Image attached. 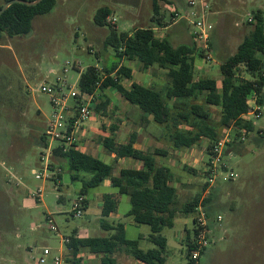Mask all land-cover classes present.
<instances>
[{"label":"rangeland","instance_id":"1","mask_svg":"<svg viewBox=\"0 0 264 264\" xmlns=\"http://www.w3.org/2000/svg\"><path fill=\"white\" fill-rule=\"evenodd\" d=\"M152 1L57 0L51 13L33 20L29 35L13 38L4 35L0 40V264H52L53 257H66L68 249L63 238L72 236L78 229L82 231L83 237L88 238L109 237L113 234L101 229L100 215L97 212L96 195L117 194V189L107 187V181L98 188L89 189L88 213L82 218H75L72 215L73 202L79 196L82 181L88 176L78 174V179L74 180V173L65 168V161L51 155L47 177L43 180L35 178L33 172H39L44 167L41 154L50 153L59 145L49 140L44 145L43 137L46 125L52 119L53 108L51 97L41 92L40 88L44 85L59 87L64 95H70L72 91H78L80 75L88 67L94 66L102 70L116 60L113 48L105 45L109 29L94 24V15L98 9H110L111 17L116 19L113 26L118 32H131L137 28H152L156 25L152 21ZM183 1L187 5L189 0ZM206 1L210 6L206 18L213 24L211 36L215 37L210 38L208 51L197 44L199 49L204 50V58L197 60L195 77L214 78L220 86V65L236 52L244 35L251 30L249 19L258 11L264 13V0ZM2 5L4 0H0V6ZM165 14L166 19L156 32L158 36L164 33L162 27L175 21L167 12ZM193 20L191 17L179 22L184 21L193 33L197 30ZM236 23L240 26L236 27ZM208 52L211 59L206 57ZM124 65L130 67L138 76L141 66L139 62L124 61ZM158 70L152 68L148 74L156 77L157 88H161L167 84L168 78L165 74L161 79ZM241 70V80L252 79L244 72V68ZM146 71L144 69V74ZM139 74H143L142 70H139ZM134 80L137 81V78ZM124 85L129 87L130 81H125ZM105 96L109 100L106 109L99 113L92 110L93 115L82 127L87 130L96 125L93 133L84 141L93 148L92 152L97 154L95 156L112 165L114 175L120 169L136 168V161L129 163L130 159H120L119 162L112 158L100 141L111 135L114 125L118 126V130L113 133L118 143L127 142L129 135L141 127L144 135L139 136L137 142L143 150L161 148L172 153L173 160L176 161L173 184L178 187V207L191 200L198 192L203 195L207 188L203 164L209 160L207 146L210 140L203 138L190 149L173 150L166 136L167 130L152 123V119L149 123L143 122L141 112L114 90H106ZM250 100L249 108L252 105ZM192 103L205 106L209 113L207 123L217 130L220 138L227 132L234 137V129L221 126L222 115L219 107L206 105L202 97L186 104ZM68 105L74 106L75 99L69 98ZM171 105L175 114L187 106L176 102ZM249 118L254 124V132L247 134L243 142L237 140L232 148L234 153L225 157V161L238 177L234 181L219 182L211 188V193L206 198L207 200L213 193L209 204H206L207 211L209 213L210 209L213 213H219L224 223L232 216L231 203L234 202L235 208L241 210L247 198H252L253 203L247 206L251 212L264 218V109L260 117L251 115ZM124 120L132 124L125 125L127 123L123 124ZM156 159L159 165H167V158ZM40 189L41 193L38 192ZM120 198L121 203L117 210L119 219L109 220L125 223L127 238L137 239L139 229L132 227V217L127 216L131 204L127 196ZM48 216H52L58 232L50 230ZM181 216L188 219L186 228H166L162 233L170 240L169 256L174 264L188 262L186 242L181 243L179 238L174 243L176 231L185 233L187 229L189 237L194 238L195 224L192 216L195 217V214ZM139 228L141 234L150 233L147 225H139ZM218 237L212 235L209 249L213 250L218 244H222L217 243ZM44 248L51 250V255L47 258L42 254ZM200 264H234V260L231 255H227L211 262L204 256Z\"/></svg>","mask_w":264,"mask_h":264},{"label":"trees","instance_id":"2","mask_svg":"<svg viewBox=\"0 0 264 264\" xmlns=\"http://www.w3.org/2000/svg\"><path fill=\"white\" fill-rule=\"evenodd\" d=\"M8 1L10 0H4V3ZM56 3L57 0H43L33 7L23 4L11 5L0 16V40L4 35L10 38L29 35L32 32L33 20L51 13ZM153 10L152 21L162 26L156 1L153 3ZM109 17L110 9L100 8L94 15V24L109 29L105 45L113 48L116 60L102 70L94 66L88 67L81 73L78 81L80 92L96 94L93 110L99 113L106 109L109 100L105 96V91L112 89L141 112L143 122L149 123L152 119V123L167 130L166 136L173 150L190 149L203 138H207L210 140L207 146L209 151L213 143L220 139L217 130L207 123L209 113L205 106L198 103L186 104L201 97L206 105L221 109L220 124L225 128H234L232 138L235 144L243 132L246 135L254 132L252 121H245L242 117L250 110L248 100L252 97L256 98L258 105L264 107L263 12L258 11L254 15V22H249L252 30L245 35L236 52L220 65L222 75L220 86L218 81L211 77L196 79V63L198 59L204 58V50L199 49L195 41L175 46L166 37H157L153 27L118 32L116 27L112 25V28L108 22ZM133 60L147 69L156 66L167 70V84L156 88L133 82L126 88L124 82L131 81L133 76L131 68L122 62ZM242 68L251 76V80H241ZM172 102L187 106L175 114ZM117 130V125L112 126L111 135L104 137L100 141L101 145L108 153L115 155V160L133 159L142 163L140 169H121L119 175L114 176L112 165L76 147L66 148L64 145L54 148L53 158L65 161V168L74 173L72 174L74 180L78 179V174L88 176L82 181L83 186L79 192L85 199L89 189L98 188L105 181L111 182L112 187L117 189V195L129 196L131 209L127 216L132 217L136 225L150 227L149 240L155 248L142 250L138 239L129 240L126 237L123 223L109 221V217L117 211L118 199L116 194H104L99 223L102 230L113 234L109 237L88 238L78 237L74 232L69 237L70 242L66 244L68 253L65 260L70 264H83L81 251L88 250L101 256V264H116L113 255L117 251H124L144 264H165L167 239L163 236V231L173 227L177 212L195 214L202 192L195 194L179 208L178 190L172 185L174 174L168 167L159 165L156 159L167 156L168 152L161 148L152 150L135 148L138 138L136 132L129 135L127 142L118 143L113 135ZM43 140L45 145V135ZM212 194L205 200V204H209ZM85 204L87 210L89 204L87 199ZM195 232L194 228V237ZM193 239L188 238V260L194 248Z\"/></svg>","mask_w":264,"mask_h":264},{"label":"built area","instance_id":"3","mask_svg":"<svg viewBox=\"0 0 264 264\" xmlns=\"http://www.w3.org/2000/svg\"><path fill=\"white\" fill-rule=\"evenodd\" d=\"M187 6L188 10L184 12L178 11L172 6L169 7L171 16L175 21L189 20L193 17V24L197 29L192 33L194 41L198 45L204 46V48L208 51V45L213 31V24L208 22L206 18L209 13L210 6L207 4L206 0H189ZM108 22L115 25L116 19L109 17ZM249 22H254L253 18H250ZM206 57L211 59V54L208 52ZM40 91L51 97V104L53 108L52 119L46 125V140H49L51 143L57 142L59 144L58 147H62L64 145L66 148L76 147V149L79 150L77 144L79 141V131L82 129L85 121L90 119L93 115L92 105L96 100V94H86L78 90L72 91L70 95H64L61 88L49 85L42 86ZM69 98H77L78 102H76L74 106H69ZM250 101L252 103L251 108L242 117L245 121H251L249 118L251 115L257 118L260 117L262 110L264 109L263 106L256 103L255 97H252ZM231 129L234 128L231 127ZM245 136L246 134L243 132L242 136L237 140L239 142H243L245 141ZM234 144L232 136L227 132L225 136L213 143L209 151H207L209 160L203 164L205 185L207 188L204 190L195 211L194 224L196 232L192 242L194 248L189 255V264H199L202 254L212 242L210 219L207 211V205L205 204L206 198L211 193V188L219 182L234 181L238 177V175L231 170L229 164L225 161L226 156L234 153L232 151ZM47 148L48 147L46 146L45 149ZM53 150H51L50 153L47 152L41 154V162L44 163V167L39 172H33L37 180H43L50 172L49 160L51 155H53ZM38 192L41 193L42 190L40 189ZM85 200L84 196L79 195L73 202V217L82 218L86 215ZM218 220L221 221L222 217L219 216ZM47 221L49 222L50 230L58 232V228L55 225L52 216H48ZM63 241L67 244L70 242V239L69 237H64ZM42 254L44 258H47L51 255V250L49 248H44ZM52 264L70 263H68L63 256H55L52 259Z\"/></svg>","mask_w":264,"mask_h":264},{"label":"crops","instance_id":"4","mask_svg":"<svg viewBox=\"0 0 264 264\" xmlns=\"http://www.w3.org/2000/svg\"><path fill=\"white\" fill-rule=\"evenodd\" d=\"M154 1H156L158 6H159V13H160L162 24L165 21L164 19H166V18H164V16L167 15L165 13L167 12L168 16L171 15L169 7L172 6V7L176 8L178 11L187 10L186 2L183 0H169V2H167L168 0H161V1L160 0H153L152 2L154 3ZM166 2L168 4H166ZM154 23L156 24V22H154ZM216 25H217V23H216ZM235 25H236V27L240 26L239 23L238 24L236 23ZM160 27H161L160 25L156 24V25H154L153 29L155 32H157L160 30ZM161 29L164 31V33L162 35H159V36L157 35V37H159V38L166 37L175 46H177L179 44H191L192 42H194L192 32L189 31V29H188V27L184 21H182V22L174 21L170 25H168L166 27H162ZM251 30H252V27H251ZM213 37H215V36H211V39ZM244 37H245V35H244ZM242 41H243V39L240 41V43ZM240 43H239V45H240ZM133 61H135V60H133ZM122 64L124 65V61L122 62ZM140 65L141 66H139V69H138V76H136L135 72L131 69L133 79L130 81V86L133 82H136V83H140L144 86L157 88L156 77H153V76L150 77L148 74V73H150V69L157 68V67L154 66V67L147 69L141 63H140ZM196 66H197V63H196ZM144 69L147 70L145 72L146 74H144ZM139 70H142L143 74H139ZM158 71H159L158 72L159 77L161 79L163 78V75H165L167 73V70H163V69H159ZM135 77L137 78V81L134 80ZM129 87H126V88H129ZM125 123H127V124H125ZM123 124L129 126L132 124V122L128 123L126 120H124ZM95 126L96 125H94V127H91L87 130L85 128H82L79 131V137H78L79 141L77 143L80 151H82L86 154H90L94 157H96L95 155H97V154H94V152H92L93 148L86 145L84 143V141H85V139L90 137L91 133H93ZM134 132L137 133L138 137L144 135V131H143V129H141V127H139V129H137V131H134ZM115 138H116V136H115ZM135 148H137L139 150L143 149V147H141L138 144V142L135 144ZM175 153H177V152H175ZM111 156H112V158L115 157V155H111ZM96 158H98V157H96ZM165 158H167L168 161L165 162V164H167V165H164V166L171 169L173 174H174V166L176 164V161L173 160L172 153L168 152V154H167V156H165ZM119 162H121V160H119ZM134 162H135V160L130 159L129 163H134ZM134 167H136L135 169H140L142 167V163L136 161V166H134ZM119 171L114 176H118ZM191 171L195 172V170H191ZM174 177H175V174H174ZM189 182L191 183V180ZM173 183H174V180H173ZM173 183H172V185L175 186L178 190V187L176 185H174ZM107 187L108 188L112 187L110 181H107ZM112 188L114 189V187H112ZM109 194H112V193H109ZM113 194H115V193H113ZM123 196H126V195H123ZM96 197H97V212L99 213V215L101 217V209H102V205H103V195H101V194L98 196L96 195ZM120 197L121 196L117 195L118 206L121 203ZM127 197H128V201L130 202L129 196H127ZM86 199L89 201V193L86 195ZM178 199H179V194H178ZM251 199L252 198H247V200H246L247 202H243L241 210L236 209L234 206V202H232L231 206H230L231 210H232V216L228 220L227 223H224L223 217H222V220L219 221L218 217L221 215L219 213H213L209 209L210 227L212 230L211 237L213 234L215 236L218 235L219 237L217 239L218 240L217 243L221 242L222 244H218V246L213 248V250L207 248L205 250V252L202 254L201 259H202V257L206 256V258H208V260L212 262V260H214L215 258L219 259L221 257L231 255L232 259L234 260V264H264V218L257 217V214L251 212L250 208L247 207L253 203V202H251L252 201ZM88 209H89V204L87 207L86 214L88 213ZM117 210H118V207H117ZM182 214H184V213L177 212V214L174 218V225L172 228H177L180 226H183L184 228L187 227L188 219L185 220L181 216ZM184 215L185 216H191V215H186V214H184ZM109 219H119V215L117 214V211H116V213L112 214L109 217ZM192 219L194 222L193 216H192ZM123 224L125 226V234L127 237V225L125 223H123ZM131 225H132V227H138L139 231L141 230V228H139V225H136L133 223V220H131ZM215 225H217V226H215ZM186 230L187 229H185V233L182 231H176L175 237H174V239H175L174 243H176V240H178L180 238L181 243L185 241L186 244H188V238H190V237H189V234ZM85 231H87V227L85 228ZM139 231L137 233V239L139 240V247L142 250H149V249L155 248V245L149 240V235L151 233V230H150L149 234L148 233L147 234H141V233H139ZM74 232L77 233L78 237H83L81 230L78 229V230H75ZM164 237L167 239V250H166V262H165V264H174L172 262L170 256H169L170 240L166 236H164ZM137 239H129V240H137ZM149 244H152V246L151 245L149 246ZM81 255L83 257V264H101V256H99V255L93 254L89 251L87 252V250H82ZM113 258L116 260V264H144V263L136 260L132 256L127 255L124 251H117L113 255ZM132 259H134V260H132ZM201 259H200V262H201ZM185 264H187V262Z\"/></svg>","mask_w":264,"mask_h":264},{"label":"water","instance_id":"5","mask_svg":"<svg viewBox=\"0 0 264 264\" xmlns=\"http://www.w3.org/2000/svg\"><path fill=\"white\" fill-rule=\"evenodd\" d=\"M43 0H35V1H26V0H10L6 3H4V5L2 6V8L0 9V16L13 4H23L26 6H37L38 4H40Z\"/></svg>","mask_w":264,"mask_h":264}]
</instances>
